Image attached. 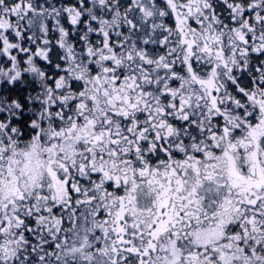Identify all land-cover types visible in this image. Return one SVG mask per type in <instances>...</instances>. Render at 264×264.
<instances>
[{"label": "snow or ice", "instance_id": "snow-or-ice-1", "mask_svg": "<svg viewBox=\"0 0 264 264\" xmlns=\"http://www.w3.org/2000/svg\"><path fill=\"white\" fill-rule=\"evenodd\" d=\"M0 264H264V0H0Z\"/></svg>", "mask_w": 264, "mask_h": 264}]
</instances>
